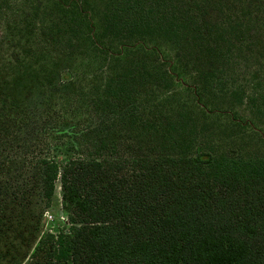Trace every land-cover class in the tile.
I'll return each mask as SVG.
<instances>
[{
	"label": "trees",
	"instance_id": "1",
	"mask_svg": "<svg viewBox=\"0 0 264 264\" xmlns=\"http://www.w3.org/2000/svg\"><path fill=\"white\" fill-rule=\"evenodd\" d=\"M0 16V264H264V0Z\"/></svg>",
	"mask_w": 264,
	"mask_h": 264
},
{
	"label": "rangeland",
	"instance_id": "2",
	"mask_svg": "<svg viewBox=\"0 0 264 264\" xmlns=\"http://www.w3.org/2000/svg\"><path fill=\"white\" fill-rule=\"evenodd\" d=\"M87 3V6L89 8V11L91 13V16L93 18V21L97 24L100 23L105 8H106V0H85ZM5 0H0V7L2 5H4ZM2 20V17L0 16V21ZM163 50H165L167 52L168 55L171 56V58H175V50L172 49L171 46H169L166 43H163L162 45ZM71 68L74 70L75 73H79V72H83L85 71V68L82 66V60L81 59H77L75 60V63L73 62H63L61 64H59L57 66L58 70H63V69H68ZM17 76V75H16ZM15 76V77H16ZM22 76V75H21ZM35 78L32 79V81H34ZM25 82V85L31 84L32 81L31 79L27 80L26 75L23 76L22 79ZM10 92L14 95H19L21 93V90L17 87L12 86L10 88ZM236 112L241 116V117H247L248 119H252V120H256L258 125L262 126L264 128V115H252L251 111L249 109H246L245 107L242 106H238L236 108ZM256 112V111H255ZM261 152V151H260ZM262 153V152H261Z\"/></svg>",
	"mask_w": 264,
	"mask_h": 264
}]
</instances>
